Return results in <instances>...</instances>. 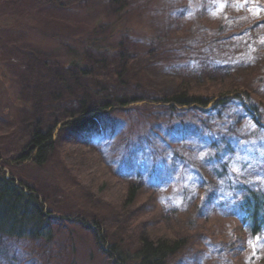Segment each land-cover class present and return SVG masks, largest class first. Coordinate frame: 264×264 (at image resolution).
<instances>
[{"label":"rangeland","instance_id":"1","mask_svg":"<svg viewBox=\"0 0 264 264\" xmlns=\"http://www.w3.org/2000/svg\"><path fill=\"white\" fill-rule=\"evenodd\" d=\"M171 1L147 0V4L155 5L151 8L158 14L155 16V21L147 19L146 16L144 18L143 15L135 16L134 23L139 28L137 36L151 28L161 34L167 31V20L176 21L174 15L169 12ZM187 1L189 4L199 2V0ZM229 1L235 11L232 15L236 20L232 19L228 23L227 19L223 18L231 26L244 23L240 31L234 32V36L226 37H223L227 35L225 33L219 35L214 32L206 33L202 38L208 39L211 44L206 48H199L194 44L183 50L152 47L153 53L149 56H154V61L140 62V64L144 63L141 64L143 68L148 67L143 83L147 87L148 85L153 88L158 87L161 91L175 90L174 80L180 78L181 73L191 76L193 71L188 70H192L193 65L196 66L195 63L184 66L177 61L187 62L193 50L197 53L207 51H217L222 55L226 53L224 61H228L229 64L225 63L230 68L242 70L244 64L249 61L250 55L243 53L240 42L248 39L249 36L246 32L243 35L239 33L248 29V21H239L238 17L243 16L242 12L251 13L252 19L258 18L261 14L264 17V8L258 6L242 10V0ZM38 2L39 0H0V72L6 73L9 79L8 87L0 82V101L3 102V95L4 98L9 97L6 90L11 92L8 104L14 106V118L20 117L15 123L10 118L9 112L0 108V153L6 156L9 155V150L19 152L23 148L27 136L23 135L24 129L21 127H24L27 118H32L34 121L41 119L45 122L58 107L59 101L56 98L65 100L67 95L60 93L59 86L63 83L57 80L55 74H58V68L52 67L54 62L63 65L70 62L72 55L67 50L68 47H79L77 39H87L94 34L98 37L107 36L103 34L111 27V22L105 20L117 9V6L109 4V0H82L70 10L62 8L59 10L56 7L38 10ZM139 3L144 5L146 1ZM227 5L228 1L222 3L219 10H215L218 14L214 16L220 17L222 14L219 11ZM183 12L187 14L186 9ZM243 17L250 18L245 15ZM103 21L108 27L97 30L96 25ZM221 21L223 20L212 17L202 20V23L213 31L219 28ZM179 24L177 23L181 28L189 27L187 21ZM255 36L257 39L264 38V30L255 33ZM166 40H169V37ZM131 42V38H126V43ZM31 50L39 51L40 59L48 62L49 65L43 72L40 71L39 64L32 65V71L27 70L23 65ZM208 56L210 55L202 54V57ZM174 59L179 60L174 62ZM155 61L160 63H154ZM215 61L221 64L220 60ZM262 66L260 62H249V67L254 73L243 72L242 77L236 78L239 86H244L243 84L246 83L254 87L252 90L256 97L255 104L258 105L259 110L258 114L254 113L255 119L243 113L239 106L233 109L235 113L241 115L240 124L233 123V119H205L207 125L215 131L214 136L218 137V132L225 133L231 137L233 145H238L237 152L232 154H225L223 149H220L222 162H229L231 166L227 176L221 179L217 178V174L214 173L216 165L209 159L213 150L209 146V139L203 136L204 131H207L204 127L201 135L198 131V135L191 138L179 135L175 137L176 132L161 120L146 119L147 126L151 124L152 128L148 142L145 139L144 127L140 125L142 122L135 124L136 119L131 118L126 108L108 116L102 114L103 119H97L103 123L118 122V130L115 132L118 138L115 140H110L107 133H98L95 128L83 132L74 131L72 137L68 138L67 131H63L62 136L64 125L57 122L51 143L58 144L50 147L51 149L48 148L42 165L34 164L33 159L26 163L12 159L6 166L9 176L14 173L17 178L25 179L47 199L46 206L56 217L51 225V239L43 237L36 241L25 240L19 244L0 243L2 250L0 264H12L21 258L23 261L21 264H115L96 239V233L73 222L77 215L88 219L90 214H85V211L96 204H101L104 209L103 218L107 212L106 222L101 228L104 237L110 239L107 249L113 243L111 236L117 239L126 236L124 237L126 240L130 237L134 242L141 237H160L172 242L185 241L184 251L174 257L169 264H260L263 255L258 249L264 252V237L255 241L246 238L244 229L237 222L238 217L234 215L239 192L237 195L231 188H237L248 179L255 182L252 178L264 177V170H260L264 168V133L262 136L261 132L258 133L259 121L262 120V116L264 119V90L260 88L261 85L264 88V80L263 83L258 81L264 78ZM69 98L67 96L68 100ZM68 105L72 106L70 103ZM142 105L139 103L132 106ZM185 120L201 123L200 119ZM52 122L53 120H50L47 123L52 124ZM174 124L181 127L183 121L176 119ZM234 124H236L233 127L236 129L235 132L233 128L228 131ZM132 134L136 135L135 145L140 149V158L134 161L132 166H127L126 158L119 154L120 149L113 148L115 145L112 147V142L116 144L118 140ZM59 137L61 142L58 141ZM256 137L258 141L255 140ZM243 142L248 146L254 144L253 149L254 146L257 147L254 153L244 156L241 152ZM15 151L13 153L16 154L12 158L17 155ZM67 151L71 155L74 152L77 158L74 160L76 163L71 162L74 166L73 170L68 168V162L65 160ZM36 155L37 152L32 153V158ZM206 177L215 180L218 186L214 202L208 210L205 206L206 191L201 192L202 186L207 184ZM139 178L143 179L149 188L145 186L137 191L135 203L128 206V210L133 211L135 217L132 213L126 216L129 222L133 223L127 226L129 231L125 234L124 227H121L123 223L120 224L117 217L116 219L111 212L108 213L111 209H107L106 203H113L118 207L117 209L125 210L122 207L128 193L127 182L140 181ZM216 182L213 181L211 184ZM103 185L105 188L102 187ZM205 188L206 185L204 190ZM30 251L32 258L26 263Z\"/></svg>","mask_w":264,"mask_h":264},{"label":"trees","instance_id":"2","mask_svg":"<svg viewBox=\"0 0 264 264\" xmlns=\"http://www.w3.org/2000/svg\"><path fill=\"white\" fill-rule=\"evenodd\" d=\"M81 1L39 0L37 9L56 7L59 10L61 8L70 10ZM142 1L144 0H109V4L117 6V9L109 15L111 17L105 20V22H111V27L103 34L107 36L98 37L94 32V36H90L87 38L88 40L77 39L79 47H68L67 50L72 55L71 61L64 65L54 62V66H52L58 68V74L55 75L57 80L63 83L59 86L61 89L60 93H65L69 96V100L67 96L65 100L57 97L56 100L59 101L57 103L58 107L55 108L53 115L49 116L45 122L41 119L34 121L32 118H27L24 121V127L21 128L24 129L23 135L26 134L27 139L21 151L13 150V152H17L16 157L12 158L16 153L11 150L8 151V156L0 153V243L19 244L25 240L36 241L43 237H47L48 240L51 239V225L56 217L48 210L46 206L47 199L43 197V194L34 185L28 183L25 179L17 178L14 173L9 176L6 172V166L9 165L12 159L20 163H26L33 159L34 161L32 162L34 164L42 165L48 148L55 147L58 144L51 143L57 122L64 125L62 136L63 131H67L68 138H71L75 132H83L95 128L98 133H107L110 140H115L118 138L115 135L118 130V122L108 121L106 123L104 121L103 123L97 119H103L102 114L108 116L109 114H114L117 110L126 108L127 111H125L131 118L136 119L135 124L142 122L140 125L144 127L145 139L148 142H150L152 128L151 124H149V127L147 126L146 119L161 120L168 127H171L172 131L176 132L175 137L179 135L180 137L191 138L198 135V131L201 135L202 127H204L207 131H204L203 136L209 139V146L213 150L209 159L216 165L214 173L217 174V178L226 177L228 171L231 170L229 162H222L220 149H223L225 154H232L237 152L236 148L238 145H233V140L225 133L218 132V137L214 136L215 131L207 125L205 119H233V123L240 124L242 122L241 115L235 113L233 109V107L236 109L237 106L242 109L243 113L253 119H255L254 113L258 114V105L255 104L256 97L252 90L254 87L244 82V86H239L236 78L242 77L243 72L254 73L249 67V62H260L263 65L262 68L264 67V38L260 39L258 37L257 39L255 36V33L264 30L262 28L264 27V17L261 14L258 18L252 19L251 13L248 14L246 12H242V14L243 16H249V19L243 16L238 17L239 21H248V29L239 33V35H243L246 32L249 36L248 39L240 42L243 53L246 52L250 55L249 61L244 64L242 70L230 68L226 64L228 63V61H224L226 53L223 55L217 51L197 53L196 50H193L192 56L187 62L174 59V62L176 60L184 66L189 63L191 65L195 63L196 66L193 65V69L188 70L193 71L191 76L181 73L180 78L174 80L175 90L172 89L171 92H168L149 85L148 88L143 83L145 71L148 70V67L143 68L141 64L144 63L140 64V62L154 61V56H149L153 53L152 47L159 46L176 50L186 49L191 44L199 48L210 47L209 40L202 38L206 33L214 32L217 35L225 33L227 35L223 37L232 36L234 32L241 30L244 23H237L234 26L229 24V26L224 20L226 18L228 23L232 19L236 20L232 15L235 11L231 8L229 0H199L198 3L193 4H189L187 0H172L169 6L170 11H167L174 15L177 22H169L167 20V31L164 34L158 33V30L151 28L137 36V29L139 28L134 23L135 16L143 15L144 18L146 16L147 19L155 21V16L158 14L151 8V6L155 7V5L147 4V0H145L146 4L141 5L139 2ZM226 1H228V5L222 11H219L222 15L220 17L214 16V14H218L216 11L219 10V6L222 3H226ZM241 2L242 10H249L258 6L264 8V0H242ZM165 9H168V7H165ZM185 9L187 14L183 12ZM212 17L223 20L219 23V28L213 31L202 23V20L211 19ZM185 21L189 23L188 28L178 26L180 25L179 22ZM249 21L251 22L249 23ZM103 23L104 21L99 22L96 25V29L101 30L108 27ZM194 36L197 39L193 38ZM168 37L169 40H166ZM126 38H131L132 42L130 44L126 43ZM193 39L195 40L192 41ZM200 39L203 40L200 41ZM164 42L167 44L165 45ZM63 45L65 46V44ZM39 54L40 52H37V50L30 51L29 57L25 58L23 64L27 70H31L32 65L36 66L39 64V69L43 72L44 68L49 65L47 61L40 59L41 56ZM202 54L210 56L202 57ZM215 60H220L221 64ZM154 63L160 62L155 61ZM137 64L139 67H137ZM246 80L248 81V79ZM263 80L264 78L258 79L262 83ZM0 82H3L2 85L5 83L8 87L9 79L6 73L0 72ZM260 88L264 90L262 85ZM6 91L9 97L4 98L3 95L4 100L3 102L0 101L2 103L0 108H2L1 110H7L10 118L16 123L20 117L14 118V106L8 104L12 93L8 90ZM68 103L72 104V106H69ZM139 103L143 105L132 106ZM189 118L200 119L201 123L185 120ZM176 119H182L183 124L181 127L174 124ZM50 120H53L52 124L47 123ZM263 122L262 116V120L258 124V133L261 132V136L264 133ZM236 124L230 125L231 127L228 131ZM25 130H27L26 133ZM235 130L233 128V132ZM135 136L132 134L128 137H123L116 144L112 142V147L115 145L113 148L121 150L119 154L126 158L127 166H132L133 162L140 158V149L135 145L137 140ZM59 140L61 142V137L58 138ZM255 140L258 141V138L256 137ZM253 145L248 146L247 143L243 142L241 146L242 154L245 156L248 153H254L257 147L254 146L253 149ZM142 150L145 152L143 146ZM34 152H37V155L32 158V153ZM74 154L72 152L71 155L67 151L65 155V160L68 162L67 166L70 170L74 168L72 163H76L74 160L77 158ZM4 160L6 161L4 162ZM260 170L262 171L264 168ZM141 172L139 171V173ZM206 178L208 179V177ZM252 179H255V182L251 179L243 180L244 182L238 185L237 188L231 189L237 195L239 192L236 198L237 203L234 207V215L238 217L237 222L244 229L246 238L250 241H255V239L264 237V177ZM139 180L127 182L128 193L122 207L125 210L117 209L118 207H115L113 203H106V206L108 205L107 209H111L108 213L111 212V215L113 214L115 218L119 219V223H123V226L120 224L121 227H124L125 234H127L126 231H129L127 226L133 223L129 222L126 216L128 213H132V216L135 217L133 215L134 212L128 210V206L135 203L138 195L137 193L135 197L136 192L145 186L147 187V183L145 184L143 179L139 178ZM213 181L216 182L211 178L208 179L207 184H205V190V185L201 188V192L206 191L205 206L207 210L213 204L218 192L217 182L211 184ZM152 184L154 183L152 182ZM151 186L154 187V185ZM102 187L105 188L104 185ZM100 205L96 204L85 211V214H90L88 219L77 215L73 222L81 224L86 230L94 231L101 247L114 260L115 264H169L174 257L184 251L183 249L186 247L184 240L172 242L169 239L160 237H141L134 242L130 237L128 240L124 239L126 236L121 237V240L111 236L113 243L110 246L108 245L109 249H107L110 239L106 236L104 237L101 233L103 231L101 228H103V224L107 219V212L105 218H103L102 210L104 209ZM62 220L64 221L65 218ZM0 251L2 252V250ZM258 252L263 255L260 264H264V252L261 249H258ZM14 257L16 258V256ZM31 258L32 251L27 255L26 263ZM21 260L22 258L18 262H12V264H21L23 262Z\"/></svg>","mask_w":264,"mask_h":264}]
</instances>
